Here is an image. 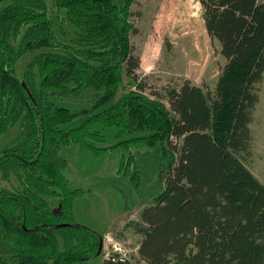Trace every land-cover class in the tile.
<instances>
[{
	"label": "trees",
	"instance_id": "1",
	"mask_svg": "<svg viewBox=\"0 0 264 264\" xmlns=\"http://www.w3.org/2000/svg\"><path fill=\"white\" fill-rule=\"evenodd\" d=\"M134 1L53 0L60 23L76 30L69 41L56 37L44 0L0 6V137L18 127L14 145L0 152V173L12 172L20 184L0 188V261L85 264L99 255L101 234L73 220L83 189L69 187L60 151L75 144L100 156L140 143L150 148L147 165L155 156L161 189L131 223L139 261L264 264V183L245 162L264 74V0H198L225 62L213 91L184 80L168 91L167 105L145 93L137 76ZM29 51L40 52L20 79L16 63ZM87 90L94 92L88 105L56 102ZM101 129H115L116 141L97 145ZM123 166L140 182L134 157ZM101 264L135 263L112 251Z\"/></svg>",
	"mask_w": 264,
	"mask_h": 264
},
{
	"label": "rangeland",
	"instance_id": "2",
	"mask_svg": "<svg viewBox=\"0 0 264 264\" xmlns=\"http://www.w3.org/2000/svg\"><path fill=\"white\" fill-rule=\"evenodd\" d=\"M44 1L56 37L69 41L75 35L74 26L60 23L59 16L53 10V0ZM131 11L130 21L136 31L130 35V41L140 60L137 76L145 84V93L167 105L168 91L179 88L184 80L213 91L225 59L220 53L218 41L211 39L205 30L198 0H135L131 4ZM11 43L17 46L18 42L11 40ZM38 52L29 51L17 61L15 68L20 79H23L28 63ZM122 92L119 88L116 97ZM93 93L87 90L79 96H63L56 102L77 109L88 105ZM257 93L258 102L249 124L251 154L245 162L264 183V74L257 85ZM77 123L78 120H75L68 125ZM68 125L63 127L67 128ZM101 131L105 140L97 145L107 146L116 141L115 129ZM17 132L15 124L0 137V152L14 145ZM149 149L144 144L131 143L125 149H108L100 156H94L75 144L61 149L69 187L83 189L72 202L73 220L102 236L101 253L90 257L85 264H101L112 251L135 264H144L138 260L136 252L140 235L131 223L139 219L141 208L151 203L153 195L161 189V172L153 165L155 156L151 155L148 165L143 159ZM131 156L140 170L141 179H137H140L137 184L131 172L123 169V163ZM130 163L131 167L135 166V162ZM0 188L14 191L20 188V184L12 172L8 173L7 178L0 173ZM0 264L12 262L0 261Z\"/></svg>",
	"mask_w": 264,
	"mask_h": 264
},
{
	"label": "water",
	"instance_id": "3",
	"mask_svg": "<svg viewBox=\"0 0 264 264\" xmlns=\"http://www.w3.org/2000/svg\"><path fill=\"white\" fill-rule=\"evenodd\" d=\"M21 84H22V86L26 89L27 93L30 94V91H29V89L26 87V85H25V83H24L23 80L21 81Z\"/></svg>",
	"mask_w": 264,
	"mask_h": 264
},
{
	"label": "bare ground",
	"instance_id": "4",
	"mask_svg": "<svg viewBox=\"0 0 264 264\" xmlns=\"http://www.w3.org/2000/svg\"><path fill=\"white\" fill-rule=\"evenodd\" d=\"M120 257H121V259H123L124 257H122L121 255H120Z\"/></svg>",
	"mask_w": 264,
	"mask_h": 264
},
{
	"label": "flooded vegetation",
	"instance_id": "5",
	"mask_svg": "<svg viewBox=\"0 0 264 264\" xmlns=\"http://www.w3.org/2000/svg\"><path fill=\"white\" fill-rule=\"evenodd\" d=\"M12 264H14V263H12Z\"/></svg>",
	"mask_w": 264,
	"mask_h": 264
}]
</instances>
